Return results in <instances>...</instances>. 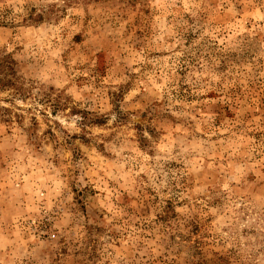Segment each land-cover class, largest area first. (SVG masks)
Listing matches in <instances>:
<instances>
[{"label": "rangeland", "instance_id": "obj_1", "mask_svg": "<svg viewBox=\"0 0 264 264\" xmlns=\"http://www.w3.org/2000/svg\"><path fill=\"white\" fill-rule=\"evenodd\" d=\"M0 264H264V0H0Z\"/></svg>", "mask_w": 264, "mask_h": 264}]
</instances>
